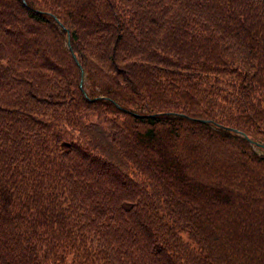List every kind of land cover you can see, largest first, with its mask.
<instances>
[{"label": "trees", "instance_id": "16d2710c", "mask_svg": "<svg viewBox=\"0 0 264 264\" xmlns=\"http://www.w3.org/2000/svg\"><path fill=\"white\" fill-rule=\"evenodd\" d=\"M232 129L264 144V0H0V264H264Z\"/></svg>", "mask_w": 264, "mask_h": 264}, {"label": "water", "instance_id": "95a60500", "mask_svg": "<svg viewBox=\"0 0 264 264\" xmlns=\"http://www.w3.org/2000/svg\"><path fill=\"white\" fill-rule=\"evenodd\" d=\"M22 2L25 3V0H22ZM61 27L63 29H65V31L67 32L66 38H67V45L69 46V33H68V30L63 25H61ZM69 48H70V46H69ZM72 57H73V60L76 63V65L79 67V69H82L81 66H80V64H79V62H78V60H77V58H76V56L73 53H72ZM82 80H83V72H82ZM80 88H81L83 94L86 95V93H85V91L83 89V81L80 82ZM204 122H206V121H204ZM233 132L236 133V134H238L239 136H241L245 140H247L249 143L255 145L256 147L261 148V149H264V145L262 143H258L256 141H253V140L248 139V137L245 134H243L241 132H238L237 130H234L233 129Z\"/></svg>", "mask_w": 264, "mask_h": 264}, {"label": "rangeland", "instance_id": "374dc122", "mask_svg": "<svg viewBox=\"0 0 264 264\" xmlns=\"http://www.w3.org/2000/svg\"><path fill=\"white\" fill-rule=\"evenodd\" d=\"M256 150L260 153V151L258 150V148H256Z\"/></svg>", "mask_w": 264, "mask_h": 264}]
</instances>
